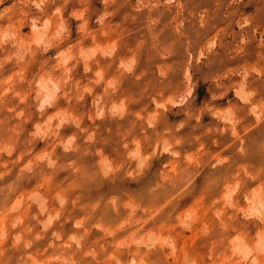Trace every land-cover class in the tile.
<instances>
[{"label":"rangeland","instance_id":"obj_1","mask_svg":"<svg viewBox=\"0 0 264 264\" xmlns=\"http://www.w3.org/2000/svg\"><path fill=\"white\" fill-rule=\"evenodd\" d=\"M0 264H264V0H0Z\"/></svg>","mask_w":264,"mask_h":264}]
</instances>
